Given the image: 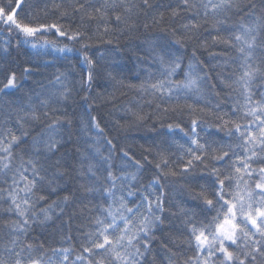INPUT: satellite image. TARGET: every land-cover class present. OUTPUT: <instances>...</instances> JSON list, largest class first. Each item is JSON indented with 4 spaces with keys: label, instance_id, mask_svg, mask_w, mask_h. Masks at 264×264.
<instances>
[{
    "label": "snow or ice",
    "instance_id": "1",
    "mask_svg": "<svg viewBox=\"0 0 264 264\" xmlns=\"http://www.w3.org/2000/svg\"><path fill=\"white\" fill-rule=\"evenodd\" d=\"M26 2L0 0V28L22 36L17 47L29 45L36 49L35 56L49 47L63 54L61 59L75 55L82 75L70 86V72L57 69L49 87L41 84L37 92L28 87L33 68L9 59V41L0 48V216L9 217L0 225L5 229L0 264H54L53 257L58 264H155V232L166 221L171 228L174 220H179L177 230L184 238L169 237V242L186 246L194 255L181 260L182 254L164 245L165 264H264V0L53 3L58 19L70 24L39 23L31 13L21 17ZM140 28L151 33L142 44L160 78L149 82V73L146 81L127 87L149 95L144 103H155V111L145 113L140 103L128 106L123 109L124 123L111 121L112 130L127 140L133 129L157 120L166 131L161 143L141 146V159L130 155L131 145L121 147L117 164L119 138L113 143L106 135L109 121L92 114L96 101L113 102L114 92L87 93L101 73L105 80L124 86L119 51L114 55L100 46L112 45L121 36L130 39ZM49 33L73 46L57 47L46 38ZM189 45L195 47L183 71ZM219 45L236 54L214 66L232 68L227 80L217 73L229 95L238 92L242 100L229 105L230 111L205 99L202 84L210 83V75L196 56L198 49ZM178 70L183 71L182 81L173 79ZM81 92L87 119L81 115L75 122L92 140L89 151L79 146L81 136L74 137L67 107ZM213 95L219 101V93ZM184 117L186 128L165 123ZM177 129L187 146L172 139ZM101 139L107 154L96 147ZM164 145H176L179 155L169 154ZM148 167L155 174L141 183ZM176 177L184 181L176 192L180 200L170 199L165 191ZM66 208H71L70 218L87 213L78 253L75 247L46 249L42 242H29L35 227L47 225L54 215L64 216ZM65 240L71 245L70 235Z\"/></svg>",
    "mask_w": 264,
    "mask_h": 264
},
{
    "label": "trees",
    "instance_id": "2",
    "mask_svg": "<svg viewBox=\"0 0 264 264\" xmlns=\"http://www.w3.org/2000/svg\"><path fill=\"white\" fill-rule=\"evenodd\" d=\"M165 3H175V0H164ZM53 3H61V0H27L26 4L23 6V11L19 13L21 17H24L26 14L31 13L33 17L36 18L39 23H53L59 22L64 24H70L69 20H59V12L52 8ZM48 14L45 15L44 13ZM235 19V18H234ZM247 22V21H245ZM215 34V33H213ZM151 33L144 32L143 28L132 37L126 38L121 36L118 42H115L112 45H104L100 46L101 51L107 49L109 52H112L115 55L116 50L119 51V55L116 56V59L124 66L125 71L123 73L124 86L114 85L113 82L107 81L103 78V74L101 73V78H98L97 81L93 85V91L91 93H87V95L94 96L96 92H114L115 100L113 102L101 103L99 100L96 101V105L92 109V114L98 117H104L109 121L108 127L106 128V135L113 140V143L117 142V138H119L120 143L117 144L116 152H117V160L116 163L119 164V152L121 147L128 149L129 145H131L130 155L134 156L136 159H141L140 153L142 152V147L147 148L149 146H154L155 144L161 143V139L166 130L160 128V121L157 120H149L148 123L142 127L133 129L129 134V138L124 139L123 135H118L114 130H112L111 121L119 120L121 123H124V119L122 117H126L127 113L123 111L128 106L135 108L138 103L144 104V112L145 113H153L155 111V103L149 107L146 103L147 100H150L151 97L147 94L141 95L135 88L129 89L127 87L128 84L139 85L141 82L146 81L148 79L149 73H151V81L154 82L156 79L160 78L159 69L157 67H153V62L147 59L146 50L142 44V42L147 39ZM207 36V33H204ZM47 39L53 40L57 42V47H61L64 44H69V42L60 38L57 40L56 36L49 33L47 34ZM23 39L22 36L17 35L15 32L9 34L6 29L0 28V48L3 46V42L5 40L9 41L8 51L10 52L9 59H14L18 65L22 67L30 66L33 68L35 74L29 77L28 87L35 89L37 92L40 91V85L43 84L45 88H48V81L52 80V73L56 72L57 69L60 71H69L70 72V80L73 82L70 86H75V82L79 80L82 75L80 63L75 55H70L68 59H61L60 57L63 54H57L55 49L45 48L40 49L41 55L35 56L34 53L36 49H32L29 45L20 44L17 47V42ZM72 44H69V47H72ZM75 47H79L76 45ZM195 45L187 46V50L185 52V61L182 64L183 71H187V63L191 59L192 49ZM51 53L48 55H44V53ZM215 53V56H210L209 53ZM235 52L230 50L223 45L210 47L207 50L198 49L196 52V56L199 61L202 62L203 71H207L210 75V83L205 81L202 84V88L204 90L205 99L211 100L213 103H221V109L223 111H230L229 105L234 104L237 100H242L239 97L238 92H232L229 95V90L225 89L224 86L220 83L219 78L217 77V73L219 72L224 79H228L229 76L232 75V68L225 66L214 67L217 65H224L225 59L228 57H235ZM144 61V63H140V61ZM138 66V67H137ZM197 70L201 71V66L197 65ZM75 71L76 75H71V72ZM183 71H179L173 77L174 80L182 81L184 79ZM58 87V86H55ZM54 90V88L52 89ZM213 92L219 93V101H217L216 97L213 95ZM85 93L81 92L78 95H74L73 102L70 103L68 107V113L70 118H73V135L81 136V140L79 142V146L84 151H89V145L92 144V140L87 136H83L81 132H79L78 124H76V118L84 115V118L87 119L86 114L83 113V106L81 97L84 96ZM92 101H89L91 103ZM156 102L161 101L157 100ZM183 102V101H181ZM188 103H195L192 100H189ZM167 106V105H165ZM204 106V105H200ZM165 123H181L182 127H187L186 117L183 119H175V120H166ZM102 127L104 126V119L101 120ZM96 133L92 132V136H95ZM182 133L179 130H176V135L174 138L177 144L186 145L184 139H182ZM235 143V140H233ZM101 149V152L107 154V145L101 142L96 145ZM164 147L168 148L169 154L175 153L179 155L177 151L176 145L172 147H168V145H164ZM171 159H175V155L171 156ZM131 171H135V169H130ZM154 169L148 167V170L145 171L141 177V183H147L148 180L154 175ZM75 182H73L74 184ZM184 183L179 177L173 178L169 184L170 187H166L165 191L169 194L170 199L180 200V197L176 195V192L180 189V186ZM65 193H60V195H64ZM57 197L52 196L51 200H55ZM87 203V201H85ZM93 204L97 203L96 201L92 202ZM183 203V201H181ZM45 205H41L40 207H44ZM83 205H80L82 207ZM91 207V205H89ZM169 203L165 202V207L168 208ZM76 207V206H72ZM175 211V209H172ZM71 208L65 209V215L57 218L55 215L53 216V220L50 221L47 225L43 227H35L34 231L31 232L28 240L32 243L42 242L46 249H59V248H68L75 247L76 252L80 251V240L79 237L82 235V232L85 230L84 225H87L88 221L86 219L87 213L84 215L77 214L76 216H71L70 218ZM93 215L97 213L93 212ZM9 219L8 216H0V225L3 224L4 221ZM168 222L166 221L165 226L155 232L156 242L153 243L152 255L155 256V264H165L166 257L168 252L164 248V245L167 246V249H170L172 252H177L182 254L181 260L187 259L188 256L194 255L192 251H190L186 246H178L173 247L172 243L169 242V237L174 239H183L184 237L177 230L180 227L179 220H174L173 226L170 228L167 226ZM5 229L0 227V248L3 247L4 239H5ZM71 236V245L66 242L65 238L67 236ZM70 257V259L74 258ZM186 254V255H184ZM51 255V252H49ZM54 264H58L57 258L53 257Z\"/></svg>",
    "mask_w": 264,
    "mask_h": 264
}]
</instances>
